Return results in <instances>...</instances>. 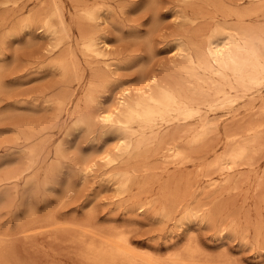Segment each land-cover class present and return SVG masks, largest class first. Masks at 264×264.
Masks as SVG:
<instances>
[{
    "label": "rangeland",
    "instance_id": "obj_1",
    "mask_svg": "<svg viewBox=\"0 0 264 264\" xmlns=\"http://www.w3.org/2000/svg\"><path fill=\"white\" fill-rule=\"evenodd\" d=\"M11 1L0 0V175L24 174L0 187V235L20 249L35 243L23 256L38 264H90L82 237L92 233L126 234L139 254L159 260L194 246L217 263L264 264V130L245 158L222 161L228 170L214 163L234 143L226 132L233 128L248 137L247 125L264 122V86L255 94L232 91L238 99L205 109L212 125L204 139L191 144L187 130L196 119L162 125V131L169 129L164 139L174 138L169 142L126 150L128 135L97 117L119 115L120 98H139L154 88V76L185 83L189 76L179 69V48L207 38L218 22L216 8L204 0ZM84 6L95 9L94 19L82 18ZM58 7L66 16V32L56 15L54 26L43 23ZM82 27L106 48L100 55L84 52ZM179 125L187 127L182 132ZM169 143L188 156L171 155ZM124 173H131L128 182Z\"/></svg>",
    "mask_w": 264,
    "mask_h": 264
},
{
    "label": "bare ground",
    "instance_id": "obj_2",
    "mask_svg": "<svg viewBox=\"0 0 264 264\" xmlns=\"http://www.w3.org/2000/svg\"><path fill=\"white\" fill-rule=\"evenodd\" d=\"M3 1H5V0H3ZM48 1L45 4H48ZM53 2L51 1L50 3H53ZM59 2H60V0H59ZM59 2H57V3H59ZM15 3H16V1H15ZM204 3H206L208 6L212 5L213 7L216 8L217 13H218L217 21L220 23L217 22L216 26L213 27V29L211 30L209 35L207 33V38H204L205 40H201V41L199 40L200 42H197L198 40L195 39L196 40L195 42H192V41L189 43L187 42L188 43L187 45L184 44L185 45L184 47L181 46V48H179L180 49L179 55L182 57V59L180 58L182 60V63L180 65V67H179V64L177 67H179V69L181 68L186 73V75L189 76L190 79L194 80L193 84L192 83L187 84V82L189 80V78H187V77H186L187 79L184 78V79H186V81H184L185 83L179 82L180 81L179 80L178 81L179 83L176 84L175 82H173L175 84H172L170 82H167V80H166V83H164L163 81L158 80L154 76L151 79V80L155 81L154 88H153V86L151 88L152 90L148 88L151 91L145 90L143 95L141 93V96L139 95L140 97L135 99V100L133 99V101H130V100L126 101V99H123L122 97L120 98V100H119L120 103H119V101H118V103L119 104L122 103L121 105H123V107L119 106L120 108L122 107L121 109H119V111H120L119 115H117L115 117L112 113L107 114L106 112L97 115V117H99V119L104 124L112 125V124L116 123L118 125V129L122 130L123 132L126 133V135H128L129 138L126 141H124L125 138H122L119 135L121 137V140L124 141L123 147H125L126 150H131V149H137L138 150L141 148L143 149V146L145 147L153 141H157V142H159V144L162 143L165 140L164 139L165 138L164 132L165 131L167 132L169 130L166 128L167 130H165V131L163 130L164 131L163 132L162 131V128H163L162 125L165 124V126H166L167 124H169L170 122H173L174 120H184V121L190 122L191 120L196 119V122H195L196 124L194 126L188 128L187 131H188L189 136H190V139H189L190 144L194 143V142H199L205 138V136L207 135V133H208V131L212 125V121L207 117L209 114L204 113L205 109H207V108L217 109L216 105L219 103L222 104L226 100L230 104L229 100L231 101L232 97H234V96L229 95V93H231L232 91L241 90V91H246V92H254V91L257 92L258 90H262V87L264 86V0H204ZM81 4H83V3H81ZM52 5H55V7H56L55 2ZM45 6L46 5H44V7ZM57 6H59V5H57ZM197 6H199V5L197 4ZM59 7L55 9V12L53 11V13H51L50 15L48 14V16H46L44 18V22H43L44 25H46L47 27H52L55 25L51 19V16L53 14V15H56L58 17L59 20H57V21H59V24L61 25L60 27L62 29L67 26L66 25L67 24L66 23V16L63 13V9L61 10V8H59ZM203 7H204V5H203ZM75 8H77V7H75ZM210 8H212V7H210ZM53 9L54 8H52V10ZM46 10H43V12ZM81 10H82V18L83 19H94L95 18V9L94 8L89 7V6H84V7H82ZM77 12H79V11H77ZM201 12L205 13V9H204V11L201 10ZM38 16H37V18H38ZM207 16H209V15L207 14ZM197 19H199V18H197ZM229 20H233V21L230 22ZM28 22H30V21H28ZM79 23H80V21H79ZM25 24H26V22H25ZM210 24L212 25V21L210 22ZM205 25H204V27L206 28ZM207 26H208V24H207ZM84 27H87V26H84ZM66 30H67V28H65V32H66ZM68 30L70 31L69 28H68ZM80 30L83 31V41L82 42H83L84 52L85 51L95 52L96 55L97 54L100 55L102 53V49L106 50V48H102V47L98 46V42L96 41V38L90 32V29H89V32L83 30V27ZM206 31H208V29ZM206 31H205V33H206ZM203 32H204V30H203ZM67 34H69V33H67ZM201 34L205 36L204 33H201ZM67 36L70 37L69 35H67ZM198 36H200V35H198ZM70 39H71V37H70ZM60 44H62V43L60 42ZM62 45H64V44H62ZM105 46H107V45H105ZM70 48H72V47H70ZM64 50L65 49L62 50V53ZM70 50H72V49H70ZM73 51H75V50H73ZM65 52L63 53V56L67 57ZM74 54H76V53H74ZM74 54L72 52L71 56H73ZM84 54H86V53H84ZM61 55L62 54H60V56ZM68 56H70V54ZM71 56H70V59L68 58L67 60L71 61L72 60ZM61 61H62V59H61ZM179 63H180V61H179ZM63 64H65V62L62 63V65ZM72 69H74V68H72ZM175 69H177V68L175 67ZM64 71H66V69H64ZM76 71H75V73H76ZM66 73H67V71H66ZM69 73H70V70H69ZM181 74H184V73H181ZM183 77L181 79H183ZM153 81H151V82H153ZM175 81H176V79H175ZM90 85H92V84H90ZM148 85H149V83H148ZM148 85H146V86H148ZM150 86H151V84H150ZM144 88H145V86H144ZM255 92H254V94H255ZM234 94H236V92H234ZM251 95H253V93ZM236 96H238V94ZM87 98H88V96H87ZM253 98H255V97H253ZM257 99H256V101H257ZM64 100H65V98H64ZM250 100H252V99H250ZM254 100H252V103L254 102ZM262 100H264V98ZM246 103L247 104L244 103V105H248V102H246ZM221 104H220V106H221ZM249 104H250V102H249ZM224 105H226V104L224 103ZM215 109H213V110H215ZM113 112H115V111H113ZM263 112H264V110H263ZM251 115H253V113ZM90 116L92 117V115H90ZM76 119H78V122H80V123H82V122L86 123L87 122V119L85 117H82V118L78 117ZM237 125L235 127H237ZM179 126H181V125H179ZM178 127L176 129L181 130V128L185 129L187 126L185 128H183L182 126L179 128ZM244 127H245V125H244ZM232 129L233 128L230 129L232 133H228L225 131L227 133L226 134L227 135L226 136L227 141L229 140L231 142H234V143H232L233 145L231 146V149H227L226 152H224L223 154L217 155L215 157L214 163L216 165H218L219 167H221V169L226 168L228 170V168L230 167V165L229 166L223 165L222 161L225 158H227L229 160H233V161L243 159L248 155L249 151L254 146V144L261 141L260 140V137H261L260 133L264 130V122H258L257 124H252V125L250 124L249 126L247 125L243 129V132H245L246 136L250 137L252 134L253 135L252 138H248L245 136H241V137H245V138H241L240 137V135H242V134H240V133H242L241 130L238 129V130H240V132H235V129L234 130H232ZM225 130H227V129H225ZM175 131L176 130H174V132ZM181 131L183 132V130H181ZM176 132H179V131L177 130ZM174 134H172V135H174ZM185 135H187V134H185ZM185 135H183V136H185ZM214 135H216V134H214ZM170 138L172 139L173 137H170ZM170 138H168L169 140L166 139L165 141L168 140V142H169ZM206 141H208V140H206ZM166 149L169 150L171 152V155L175 156L176 158L177 157L181 158V156L184 155L182 153V151H184V150H180L176 146V144H174V143H169V145L166 147ZM196 150H198V149H196ZM185 153H187V152H185ZM193 153H194V151H193ZM190 154H191V152H190ZM171 155H170V157H171ZM184 156H188V155L185 154ZM251 157H253V156H251ZM188 159L189 158H187V160ZM174 160L176 161L175 158L172 161H174ZM210 163H211V161H210ZM212 163H213V160H212ZM213 164H210V165H213ZM251 164H252V162H251ZM218 166H217V168H218ZM206 167H208V165ZM26 169L30 170L28 167ZM202 173H203V171H202ZM22 175H18L17 173H13V172H7L4 175H0V187L3 184L5 185L6 183L8 184L12 181L19 180ZM244 175H245V173H244ZM131 178H132L131 173H124L123 182H128ZM218 178H220V177H218ZM223 179H225V178H223ZM133 181H134V178H133ZM14 184L16 185V183H14ZM10 185H12V184H10ZM1 196L2 195H0V198H1ZM5 201H6V199H5ZM174 202L175 201L173 200L172 203L174 204ZM3 204L1 206V208L3 207V209H4ZM12 205H13V203L11 205H8V207H10ZM170 205H168V206H170ZM171 207L174 208L173 205ZM170 208L168 207V210H170ZM168 210H166V211H168ZM7 214L8 213H6V215ZM9 214H11V213H9ZM4 218H6V217H4ZM41 223H42V219H41ZM0 226H1V224H0ZM260 229H262V228H260ZM6 230H7V228H6ZM91 230H93V229H91ZM39 231H40V229H39ZM44 232H45V230H44ZM32 233H34V232H32ZM85 233H86V231H85ZM92 234H91V237H89V238L88 237L87 238L82 237V242H84V248L82 250V254L88 260V262L90 264H222V263H217L214 260L213 261L210 260L206 254H205L206 256L203 255V253L199 250V248L194 247V246H189V247L187 246V248L184 251L174 252L171 255L169 254L170 256L168 257V259L159 260V258L156 259L149 254L148 255H142L141 253L139 254L138 251L134 250V246L132 245L130 239L128 238V236L126 234H123V233L115 234V233H113L114 235H105V236L98 234L99 236H102V237H97L98 235L96 234V232H95L96 235L95 236L93 235V237H92ZM32 235H34V234H32ZM5 236L6 235H0V264H38L37 261H35L33 259L30 260V259H28L29 257L26 258L23 256L24 254H28L30 251H32L31 248L35 244L33 241H32L34 243L33 245L31 242L30 243L26 242V244H24V246H23V249H20V248H18V246H16L17 244L14 241H12L11 238H8V236H6V237ZM29 236H31V235H28L27 237H25L26 240H28V242H29V239H27V238H29ZM32 238H33V236H32ZM40 245H41V243H40ZM42 247H41L40 251L41 250L44 251V249ZM37 249H39V248H37ZM36 251H38V250H36ZM40 251H39V253H40ZM45 252H42V253H45ZM32 254H34V253H32ZM30 257H31V255H30ZM33 258H35V257L33 256Z\"/></svg>",
    "mask_w": 264,
    "mask_h": 264
}]
</instances>
